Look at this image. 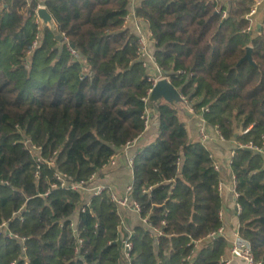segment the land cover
Listing matches in <instances>:
<instances>
[{"label":"trees","instance_id":"16d2710c","mask_svg":"<svg viewBox=\"0 0 264 264\" xmlns=\"http://www.w3.org/2000/svg\"><path fill=\"white\" fill-rule=\"evenodd\" d=\"M254 2L233 0L225 12L218 0H143L135 13L162 73L236 142L239 235L264 264V28L247 17ZM129 3L0 0V264H122L108 189L86 201L55 173L77 182L97 174L145 133L146 107L159 126L133 157L130 196L148 227L131 236V263L225 264L226 238L210 240L222 227L220 170L204 142L188 139L179 104L145 101L154 84L125 27ZM40 4L60 39L40 28ZM248 47L253 62L242 60Z\"/></svg>","mask_w":264,"mask_h":264},{"label":"crops","instance_id":"0c3cea01","mask_svg":"<svg viewBox=\"0 0 264 264\" xmlns=\"http://www.w3.org/2000/svg\"><path fill=\"white\" fill-rule=\"evenodd\" d=\"M42 3L44 0H40ZM143 0H130L129 12H135L136 7H138ZM233 0H218L220 8H224L225 12L229 10ZM255 1V0H254ZM255 4V2H254ZM43 6V4H40ZM254 6V5H253ZM254 25L260 24L264 28V0L258 6L256 14L252 17ZM145 31H149V24L146 22H141ZM125 27H127L131 32L136 33V20L130 17L125 22ZM149 51L154 54L156 46L153 38L149 39L148 43ZM152 73L156 74V69H151ZM178 89V88H177ZM179 90V89H178ZM164 101V100H162ZM178 105V104H177ZM179 114L182 122L185 123L188 139L190 141H202L200 136V129L203 127V117L198 113H190L183 104H179ZM152 113V108H150ZM157 123L156 120L152 118L151 126L146 129L145 133L141 136L142 140L137 139L132 147L120 148L115 154V163L108 164L101 171L97 173L95 184H104L109 187L112 191L124 195L127 188L131 185L133 180V170L129 165V159L134 157L144 145L153 142L156 139L158 127L153 126ZM210 137L204 140V144L211 151L215 163L220 167L221 183L223 184V190L221 193L222 197V227L224 230V237L227 240V247L224 253V257L231 258V247L233 245L236 234L239 232V219L238 212L236 208L237 200L232 190V170L230 167V162L233 156V149L236 146L235 141H227L220 138L215 128L207 127ZM203 142V141H202ZM85 200L88 201L90 196L85 195ZM119 212L123 216L124 226L129 229L132 233L138 227H148L147 223L139 213L130 208H119ZM125 231V229H123ZM231 264H243L240 260L234 259Z\"/></svg>","mask_w":264,"mask_h":264},{"label":"built area","instance_id":"2783aa9c","mask_svg":"<svg viewBox=\"0 0 264 264\" xmlns=\"http://www.w3.org/2000/svg\"><path fill=\"white\" fill-rule=\"evenodd\" d=\"M262 3V0H255V4L252 7L251 11L248 13L247 17L248 18H252L256 12H257V8L258 6ZM224 16L226 15V13L224 12L223 14ZM133 17L136 20V34L138 35V57L142 60L143 62V66L146 67L148 69V74H149V78L150 80L153 81V84L155 85L160 79L166 78L168 81L171 82L170 77L168 75H165L162 73L160 67L157 65L156 63V59L154 54H152L149 51L148 48V43H149V39L153 37L151 31H145L143 26L141 25V22H146L143 18L138 17L136 15L135 12H132L126 16L125 18V22L130 18ZM38 19V18H37ZM39 22V20H38ZM147 23V22H146ZM40 24V23H39ZM41 28V26H40ZM40 44V36L38 35L35 39V41L33 42V47L32 49L37 48V46ZM155 68L156 69V74L152 73L151 69ZM178 74H182L183 71L182 70H178L177 71ZM151 90L149 91V96L147 98H145V101H149V97H150V93ZM182 99H183V106L190 112V113H196L194 108L192 107V105L189 103L188 98L186 96H184L183 94H181ZM205 110V109H204ZM143 119H144V125L145 128L148 129L151 126L152 123V113L150 110V107H146L144 114H143ZM203 127L200 129V136L202 141L204 142V140L208 139L210 137L209 132H208V125L206 124L205 120L203 119ZM215 131L217 133V135L224 139L222 137V135L220 134L219 130L215 128ZM135 144V141L128 143L125 147L129 148L132 147ZM247 147L254 149L255 151H259L261 152L262 149L257 147V146H252V145H248ZM33 151L35 153L38 154L39 148L36 147H32ZM115 155L112 156L109 160V162L104 166L106 167L108 164H114L115 163ZM38 161H41V156H38L37 158ZM129 165L132 167L133 166V157L129 159ZM103 167V168H104ZM215 168L217 170H220V167L218 164H215ZM97 174H93L88 180L86 181H72V177L57 171L55 173V178L56 180L60 183V185L62 187H69L72 188L73 190H76L78 192H81L83 194H87L90 197L95 196V195H100L102 192H104L106 189H108L109 195L111 197V200L116 203L117 207H118V212H119V208H130L134 211H136L137 213H141V207L139 205V203L137 201H135L134 199L131 198L130 196V192H131V185L127 188V191L124 195H120L114 191H112L109 187L105 186L104 184H95V179H96ZM232 190L233 193L235 195V198L237 200V196L238 193L236 192V181H235V176L232 174ZM219 190L222 193L223 190V184L220 183L219 185ZM236 208H237V212H240V206L237 203L236 204ZM119 215L122 219L121 225H120V241H121V246H122V256H121V262L122 264H132L131 263V252L133 249V243L131 241V236H132V232L125 228L124 226V219L122 214L119 212ZM220 216L222 218V211L220 212ZM144 222L147 223V219L144 218ZM6 228V224L3 223L0 226V233L2 231H4V229ZM125 229V231L123 230ZM155 233L160 234V231L158 229H154ZM222 235L224 236V230L223 227H221L219 229L218 233H214L211 235V238H214L215 235ZM10 236H12L11 234H9ZM79 243H82V240H79ZM231 258L227 259L224 256L222 257V261L225 264H231L232 260L237 259L240 260L243 264H260L259 262H257L255 260V257L252 253L250 244L245 241L244 239H242V237L239 235V232L236 234V237L234 239L233 245L231 247Z\"/></svg>","mask_w":264,"mask_h":264},{"label":"water","instance_id":"95a60500","mask_svg":"<svg viewBox=\"0 0 264 264\" xmlns=\"http://www.w3.org/2000/svg\"><path fill=\"white\" fill-rule=\"evenodd\" d=\"M37 17L41 26V29H49L57 39L61 38V35L59 34L58 25L52 16V14L49 12V10L46 8V6H39L37 9ZM261 28V25L259 24L257 26V30ZM252 48H247V53L243 57L244 60L252 61L251 56ZM164 100L165 102H168L170 104H181L183 103V99L181 96L180 91L166 78L160 79L152 88L149 101L154 103H160ZM153 126L158 127L159 123H154ZM139 140H142V137L139 138ZM251 150V148H247ZM219 236V234L215 235L214 237ZM212 238H210L211 240Z\"/></svg>","mask_w":264,"mask_h":264}]
</instances>
